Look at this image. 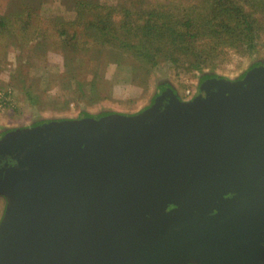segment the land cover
I'll use <instances>...</instances> for the list:
<instances>
[{"label": "water", "instance_id": "water-1", "mask_svg": "<svg viewBox=\"0 0 264 264\" xmlns=\"http://www.w3.org/2000/svg\"><path fill=\"white\" fill-rule=\"evenodd\" d=\"M110 118L5 138L0 192L13 201L0 264H257L264 67L191 102Z\"/></svg>", "mask_w": 264, "mask_h": 264}, {"label": "trees", "instance_id": "trees-1", "mask_svg": "<svg viewBox=\"0 0 264 264\" xmlns=\"http://www.w3.org/2000/svg\"><path fill=\"white\" fill-rule=\"evenodd\" d=\"M47 1L9 0L0 13V72L10 71L11 86L35 104L47 91L37 93L40 79L30 82V67L52 50L64 66L49 74L48 85H57L67 105L89 95L86 83L94 93L107 90L98 77L110 64H130L132 83L148 88L163 67L214 72L264 43V0H68L73 18L45 15ZM11 50L17 52L14 69L8 67Z\"/></svg>", "mask_w": 264, "mask_h": 264}, {"label": "rangeland", "instance_id": "rangeland-1", "mask_svg": "<svg viewBox=\"0 0 264 264\" xmlns=\"http://www.w3.org/2000/svg\"><path fill=\"white\" fill-rule=\"evenodd\" d=\"M108 4H118L123 0H101ZM68 0H48L43 6V13L64 15L73 18L74 10L67 7ZM9 0H0V13L6 11ZM11 69L17 64V52L11 50ZM64 66V58L56 50L45 53L43 59L39 56L35 64L30 67V82L40 79L37 93L47 92L37 99L36 104L31 103L23 90L11 86L10 71L0 72V146L10 133L19 136L31 134L47 126H61L66 124L81 125L85 121L102 122L105 120L130 119L145 115L150 110L159 107L163 100L170 98L182 103L199 99L204 94V87L210 83H220L230 87L239 84L248 76H253L258 69L264 67V43L253 55L236 56L232 62L218 67L214 72L206 70L179 74L170 68L163 67L153 73L148 88L132 83V67L130 64H110L106 73L99 75L101 86L107 88L101 94L94 93L92 85L86 83L87 93L80 102L67 104L59 95L57 85H48L49 74L58 72ZM86 74L79 71V77ZM90 78V76L88 77ZM166 78L165 89L161 80ZM37 79V80H38ZM105 84H103L102 82ZM90 88L92 90H90ZM8 91L10 92L8 94ZM93 91V92H92ZM13 195L0 192V226L9 213V206ZM250 251L251 261L264 264V239L253 244ZM257 259V260H256ZM256 260V261H255ZM204 256L192 257L186 264H205Z\"/></svg>", "mask_w": 264, "mask_h": 264}, {"label": "flooded vegetation", "instance_id": "flooded-vegetation-1", "mask_svg": "<svg viewBox=\"0 0 264 264\" xmlns=\"http://www.w3.org/2000/svg\"><path fill=\"white\" fill-rule=\"evenodd\" d=\"M177 206L176 205H173L172 208L175 209Z\"/></svg>", "mask_w": 264, "mask_h": 264}]
</instances>
